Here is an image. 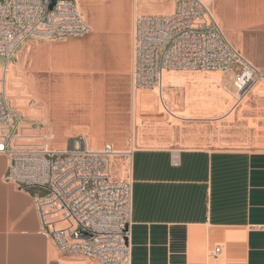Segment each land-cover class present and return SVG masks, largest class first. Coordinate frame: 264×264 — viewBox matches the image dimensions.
<instances>
[{"label": "crops", "instance_id": "0c3cea01", "mask_svg": "<svg viewBox=\"0 0 264 264\" xmlns=\"http://www.w3.org/2000/svg\"><path fill=\"white\" fill-rule=\"evenodd\" d=\"M146 1L76 0L90 32L60 44L73 45L69 56L80 59L77 72L46 74V44L30 47L31 75L46 74L58 84L71 78L81 81L78 84H84L86 90L84 106L72 114L100 120L104 128L96 124L94 131L109 130L115 138L105 141L117 139L121 147L128 130L133 137L135 127L133 18L159 14L144 11L142 3ZM206 5L230 44L252 62L239 31L261 22L254 10L264 8V0H208ZM167 13L164 10L162 14ZM255 64L264 69V56ZM15 68L13 61L14 77ZM15 78L31 90L28 77ZM37 100L48 111V104ZM61 132L71 135L77 130ZM172 152L153 147L130 150V264H264V150L183 149L178 150L175 166ZM7 167L8 158L0 155V264H99L56 249L51 238L41 232L30 188L4 182ZM216 249L218 253H214Z\"/></svg>", "mask_w": 264, "mask_h": 264}, {"label": "built area", "instance_id": "2783aa9c", "mask_svg": "<svg viewBox=\"0 0 264 264\" xmlns=\"http://www.w3.org/2000/svg\"><path fill=\"white\" fill-rule=\"evenodd\" d=\"M167 1L173 4L170 13L133 18L134 94L156 91L163 104L164 75L170 70L228 74L235 68L233 87L241 98L264 81V71L230 44L203 0ZM89 32L76 0H56L52 9L49 0H0V155L8 158L4 182L47 191L33 201L41 232L60 253L99 264H130L132 180L129 171L123 181L112 178L113 147L91 151L79 135L68 138L63 149H53L46 107L30 97L27 111L36 114L24 115L11 93L18 94L22 85L13 75V61L24 42L79 38ZM177 154L172 152L174 166Z\"/></svg>", "mask_w": 264, "mask_h": 264}, {"label": "rangeland", "instance_id": "374dc122", "mask_svg": "<svg viewBox=\"0 0 264 264\" xmlns=\"http://www.w3.org/2000/svg\"><path fill=\"white\" fill-rule=\"evenodd\" d=\"M179 1H183V0H174L175 3H178ZM207 1L208 0H203L205 4H207ZM162 2L160 0H148L142 3V9L147 12L153 10L159 14H162V11L166 10L170 5L169 1L167 0H164ZM254 13L257 16L256 19L258 18V20L259 21L261 20V22L247 25L244 28H242V30L239 32H240V40L244 44L246 53L249 55L248 57L250 60H252V63L255 64V62L258 59L264 56V8L255 9ZM64 41L65 39H29L26 42H24L17 50L14 59L16 66L15 77L18 76L28 77L30 79V82L32 83L31 90L30 89L28 90L25 88L24 82L20 81L22 85L19 88L20 91L18 90V94H16L15 92L14 93L11 92L13 94V102L16 108L20 110L24 115L34 116L36 114L35 111H30V112L27 111V107L31 104L30 102L29 104L27 103L30 97L31 99L39 98L48 104L47 100L44 98L45 97L44 93L45 94L46 92L48 93L53 84V80H51L46 74L36 73L33 76L31 75L30 70H28V66L30 64V59H31V53H32L30 47L32 45L38 46L41 44H60ZM27 48L29 51L28 53L30 54L27 55V57H25V50ZM46 60H47L46 62H47V70H48L50 59L47 54H46ZM2 63L3 60L0 58V64ZM62 64H63L62 66L63 72L71 71L72 69L71 61L68 60L67 57L65 56L63 57ZM234 70L235 68H233V70H231L228 74H224L221 72L205 71V70L180 71V73H185V74L189 73V75H193V73L195 72L194 74L201 73L203 75L214 74L221 76L222 89H223L222 91L228 93V94L226 93L228 97L225 99V105H226L225 114L206 113L205 115H192V113H188L186 107L184 108V106H186V98L188 96L189 89L191 88V84L186 85V87H176L173 89H169L170 91L169 93L173 92L175 94V97L177 98L178 103L176 104L175 101V110L177 112L176 114L180 118H172V116L164 112L160 106L158 108L157 114H153V113L146 114L147 111H144L141 106L139 109V113L137 112L134 113L133 121H132V124L135 126L133 137L131 130H128V135L126 137L124 150L130 151L137 147H144L145 145L139 146L137 144L138 143L137 140L140 139V142H142L143 139L146 140V138L149 139L150 137H151L150 139H154V140L156 139L155 141L157 143L154 146H148V147L166 148L173 151H178L183 149H202V150L232 149V150H248V151L264 150V91H263L264 81H261L256 86H254L250 94H248L244 98H241L237 95L236 90L233 87ZM262 70L264 71V69ZM18 80L19 79H17V81ZM153 92L143 91V93H145L148 96H152L155 99L157 98L156 96L157 92L156 91ZM39 113L41 114L42 112ZM56 113L57 110L55 108L50 109V107L48 111H45L43 113L44 118L47 121L49 127L55 133L54 140L52 143L53 149L63 146L68 138L75 137L78 135H84L86 137V134L83 132V129L80 126L71 125V124L67 125L66 123L64 124V122H62L61 119L58 118L59 117L58 113L57 114ZM35 117H38V115ZM55 117L58 119V121H56L57 119ZM182 118H186V119H182ZM69 122L71 123L73 121L70 120ZM135 128H139V129L136 130ZM61 130L62 131L70 130L72 132L77 130V133L71 135H63ZM156 137L158 138V140ZM86 138L88 139V137ZM114 138L115 137L114 136L112 137L108 133V131L102 134V136L100 135L96 136V139L100 142H103L105 140H112ZM160 139L164 142L160 141ZM103 144L112 145L107 141H105ZM102 146L99 149H101ZM119 155H121L120 156L121 158L119 159L123 160L124 157L128 154H119ZM113 165H114V158L111 159V164H110V174L112 178H114L116 181H123L126 175L124 174L120 179L116 177V175H114L112 171ZM30 192L32 193L33 197L34 196L43 197L47 194L46 190L37 187L30 188ZM85 260L88 261V259Z\"/></svg>", "mask_w": 264, "mask_h": 264}, {"label": "bare ground", "instance_id": "6f19581e", "mask_svg": "<svg viewBox=\"0 0 264 264\" xmlns=\"http://www.w3.org/2000/svg\"><path fill=\"white\" fill-rule=\"evenodd\" d=\"M169 3H170L169 6L171 7V9H168L169 11L165 10L168 13H170L171 10H172V3L171 2H169ZM147 4H148V2H147ZM132 5H134V3H132ZM77 7L81 11V8L79 6H77ZM162 13H163V11H162ZM104 16H106V15H104ZM128 17L129 16H127V19H128ZM115 27H118V25L115 26ZM72 47H73L72 44H65V43H63V44H46L45 45L46 54L48 55V57L50 59L49 60V66H48L49 69L47 70L48 72H46V74L56 76L57 73L63 72V69H62L63 64L62 63H63V57L64 56L67 57L68 60L71 61L72 69H71L70 72H72V71L73 72L74 71L77 72V71L81 70L80 67H79L80 66V59L77 58V57H76V59H74V58L72 59V57L69 56V52L72 50ZM28 52L29 51H28V48H27L25 50V57H27V55L30 54ZM87 59H88V57H87ZM83 69H84V67H83ZM194 73H193V75H189V73L188 74L180 73V71H175V70L167 71L165 73V75H164V91H163V101H164V103L163 104L160 103L159 100H158V97L154 99L152 96H148L145 93H143V91H139V92L134 94V97H133L134 101L132 100L134 102V104H132L134 106V109L136 110L137 113H139V109L142 106V109L144 111H147L146 114L147 113L148 114H151V113L157 114L158 113V108L160 106L161 109L164 112H166L167 114L171 115L172 118H180L176 114L177 112L175 110V101H176V104L178 103L177 102V98L175 97V94L173 92L169 93L170 92L169 89H173V88H176V87H186V85L191 84V88L189 89V93H188V96L186 98V106H184V108L185 107L187 108L188 113H192V115H205L206 113H209V114L210 113H219V114H223L224 113L225 114V112H226L225 99L228 97V95H227L228 93L226 92L227 93L226 94L224 91H222L223 89H222V78H221V76L214 75V74L203 75L201 73H196V74H194ZM60 77H62V76H60ZM57 79H58V76H57ZM90 80H91V78H90ZM53 82H54L53 84L51 83L52 87L50 88V91L48 93L46 92V94L44 93V96H45L44 98L47 100L48 106L50 107V109H54L55 108L57 110V113H58V116H59L58 118L61 119V121L64 122V124L66 123L67 125H70V124L71 125H77V126H80L83 129V132L86 134V137H88V139L86 137L85 138L87 140L88 148L91 151H95V152L101 151L102 148L101 149H99V148L103 145V143L98 141L96 139V136L97 135L102 136V134H104L106 131L105 130L98 131L99 129L97 131L96 130L94 131V129H95L96 124L98 126H102V127H103L104 124L100 120L98 121L96 118H88V119H86L85 118L86 115H85V117H83L84 114H83V116H80L78 114H75V115L72 114L73 112L78 111V109L80 107L84 106L83 102H84V98H85V95H86V92H85L86 90L83 87H85V85L83 84V87H82L80 84H78V83H81V81L72 80V78L69 79L68 81H66L65 83H63V82L61 83L60 82L61 84H58V82H56V81H53ZM85 83H86V81H85ZM98 84H97V86H98ZM165 88H166V91H165ZM255 93H256V91H255ZM156 96H157V94H156ZM93 98H94V96H93ZM85 102H86V100H85ZM95 102H96V100H95ZM97 102H96V104H97ZM93 104H95V103L93 102ZM181 104H183V103H181ZM46 106H47V104H46ZM96 106L94 108H96ZM232 108H234V107H232ZM99 110H100V108H99ZM83 111H86V110H83ZM69 116H71V117H69ZM45 117H46V115H45ZM182 119H186V118H182ZM70 120L73 121V122L70 123L69 122ZM56 121H58V119ZM138 129L139 128H137L136 130H138ZM150 138L149 139L146 138V140L143 139L142 142H140V139H138L137 140L138 141L137 144L139 146L140 145H145L147 147L148 146H154L157 143L155 141L156 139L154 140V139H150ZM109 139H111V138H109ZM157 140H158V138H157ZM160 141H162V140L160 139ZM162 142H164V141H162ZM110 143L113 145V146L112 145L111 146L114 147L113 150H114L115 154L112 155L110 157V159H109V172H110L111 159L114 158V165L112 166V171H113L114 175H116V177H118L120 179L124 174L126 175V173L128 171H130V159H129L130 151L124 150V147H121V145H122L121 141H117V139H116L115 142L110 141ZM196 144H198V143H196ZM158 146H159V144H158ZM160 146H161V143H160ZM63 147H64V145L60 146L59 148L63 149ZM119 154H128V155H126L123 160H120L119 158H121L120 157L121 155H119Z\"/></svg>", "mask_w": 264, "mask_h": 264}, {"label": "water", "instance_id": "95a60500", "mask_svg": "<svg viewBox=\"0 0 264 264\" xmlns=\"http://www.w3.org/2000/svg\"><path fill=\"white\" fill-rule=\"evenodd\" d=\"M49 1H50V9H52L56 0H49Z\"/></svg>", "mask_w": 264, "mask_h": 264}]
</instances>
